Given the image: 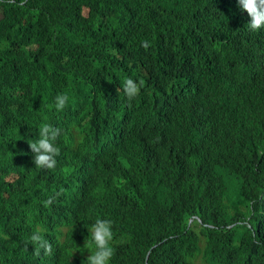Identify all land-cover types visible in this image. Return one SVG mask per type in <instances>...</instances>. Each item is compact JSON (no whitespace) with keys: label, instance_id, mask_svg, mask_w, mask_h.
<instances>
[{"label":"trees","instance_id":"trees-1","mask_svg":"<svg viewBox=\"0 0 264 264\" xmlns=\"http://www.w3.org/2000/svg\"><path fill=\"white\" fill-rule=\"evenodd\" d=\"M250 31L232 0H0V264H88L98 217L110 264H264V67L244 72L258 93L220 69L249 60ZM127 78L144 81L131 102ZM44 123L61 130L53 169L29 145ZM173 137L167 177L142 173L145 145ZM36 225L51 254L28 243Z\"/></svg>","mask_w":264,"mask_h":264},{"label":"clouds","instance_id":"clouds-1","mask_svg":"<svg viewBox=\"0 0 264 264\" xmlns=\"http://www.w3.org/2000/svg\"><path fill=\"white\" fill-rule=\"evenodd\" d=\"M232 1L239 12L245 16L248 27L251 30L248 36L249 60L245 62H233L228 60L221 66L220 69L223 79L231 85L235 87L241 85L253 93H258L262 90L263 84L260 81L248 83L244 72L249 64H256L260 68L264 67V0ZM141 45L145 49H148L150 47V42L144 40L141 42ZM3 53L4 48L0 45V55ZM262 73L264 76L263 71ZM143 84V80L137 82L132 78H127L123 82V91L129 102L140 94ZM117 91L119 90L117 89ZM68 101L69 96L67 94H58L55 97V109L57 111H63L68 105ZM227 108L235 117L239 128L244 130L249 128L252 123V118L249 112L238 108L235 105L228 106ZM60 133L61 130L59 128L53 127L49 123H44L39 128L40 138L35 142H29L30 149L34 154L33 162L37 168L53 169L56 167V157L60 154V149L57 147L56 141L60 136ZM174 142L180 143L177 137H173L163 140L155 149H151L149 145L146 144L143 154L142 173L150 175L159 172L167 177L166 172L158 167L155 157L158 155H166L178 160L180 148L174 147ZM254 169L259 174H264V154L258 160ZM57 195H59V193ZM54 199L55 197H49L44 201V205L50 206ZM195 218H197V215L190 217L188 221L189 225ZM88 229L90 236L86 237L84 244V248L90 251V255H88L86 259L88 264H110V261L115 254V249L112 244L115 235L113 231V221L111 219L98 217L95 222L88 227ZM44 231V228L40 225H36L32 235L30 236V240L28 241V243L33 245H39V247L35 248L37 255L40 254L41 249L44 250L45 254H51L52 252V244L42 235ZM4 238L7 239L8 237L5 236ZM93 245L94 250H90ZM198 257L199 256L196 258V264H198ZM203 259L206 263H208L205 258Z\"/></svg>","mask_w":264,"mask_h":264},{"label":"rangeland","instance_id":"rangeland-1","mask_svg":"<svg viewBox=\"0 0 264 264\" xmlns=\"http://www.w3.org/2000/svg\"><path fill=\"white\" fill-rule=\"evenodd\" d=\"M85 253H86V254H89L90 251L87 249ZM197 262H198V264H208V263H206V262L204 261V259H203V255H199V257H198V259H197Z\"/></svg>","mask_w":264,"mask_h":264},{"label":"bare ground","instance_id":"bare-ground-1","mask_svg":"<svg viewBox=\"0 0 264 264\" xmlns=\"http://www.w3.org/2000/svg\"><path fill=\"white\" fill-rule=\"evenodd\" d=\"M217 172H218V170H217ZM222 172L220 171V174H221ZM219 174V173H218Z\"/></svg>","mask_w":264,"mask_h":264}]
</instances>
